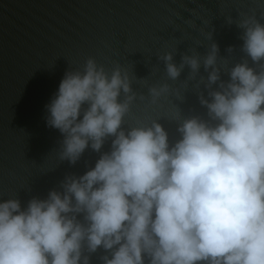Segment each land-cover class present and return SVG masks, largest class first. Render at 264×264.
<instances>
[{
  "label": "clouds",
  "instance_id": "9594fccd",
  "mask_svg": "<svg viewBox=\"0 0 264 264\" xmlns=\"http://www.w3.org/2000/svg\"><path fill=\"white\" fill-rule=\"evenodd\" d=\"M237 26L243 51L264 61V24L249 17ZM218 51L213 44L204 58L208 86L220 81ZM161 59L173 80L185 65L200 67L197 56L179 67L170 52ZM228 74L210 100L200 97L216 123L184 119L170 147L155 120L122 127L135 98L126 69L109 74L90 57L82 72L67 71L45 106L47 126L63 136L60 158L74 165L109 137L111 150L66 177L63 192L23 209L18 199L0 202V264H89L85 248L101 247L111 254L103 264H264V71L245 62ZM168 91L149 88L152 103Z\"/></svg>",
  "mask_w": 264,
  "mask_h": 264
},
{
  "label": "water",
  "instance_id": "95a60500",
  "mask_svg": "<svg viewBox=\"0 0 264 264\" xmlns=\"http://www.w3.org/2000/svg\"><path fill=\"white\" fill-rule=\"evenodd\" d=\"M249 17L264 24V0H0V202L18 199L23 209L34 197L63 192L66 177L84 175L111 150L109 137L100 152L89 146L73 165L60 158L62 134L46 123L45 106L65 73L82 72L90 57L109 74L117 66L129 73L135 98L125 130L155 120L171 147L184 119L216 123L200 97L210 100L238 63L264 71V61L253 63L243 51L244 29L237 25ZM213 44L220 81L208 86L212 68L205 70L204 58ZM169 52L177 67L184 56H197L199 70L185 65L170 79L161 59ZM163 84L169 91L152 103L149 88ZM77 219L84 222L83 214ZM84 255L89 264L111 258L102 247L85 248Z\"/></svg>",
  "mask_w": 264,
  "mask_h": 264
}]
</instances>
